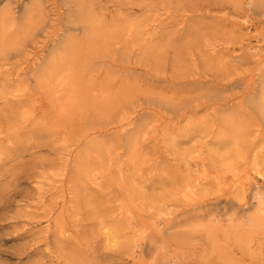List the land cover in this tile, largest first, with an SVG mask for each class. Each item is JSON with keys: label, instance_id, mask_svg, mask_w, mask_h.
<instances>
[{"label": "rangeland", "instance_id": "1", "mask_svg": "<svg viewBox=\"0 0 264 264\" xmlns=\"http://www.w3.org/2000/svg\"><path fill=\"white\" fill-rule=\"evenodd\" d=\"M4 10L0 70L21 80L0 73V264H264V221L247 222L264 198V0ZM53 29L79 41L62 103L29 74L59 55Z\"/></svg>", "mask_w": 264, "mask_h": 264}, {"label": "bare ground", "instance_id": "2", "mask_svg": "<svg viewBox=\"0 0 264 264\" xmlns=\"http://www.w3.org/2000/svg\"><path fill=\"white\" fill-rule=\"evenodd\" d=\"M37 9L39 10V7H37ZM10 14L11 13L9 10H4L0 13V56L1 52L4 51L1 48L11 47V40L12 38L16 37V35H14L15 31L13 25L17 21V18ZM262 15H264V13ZM49 36L51 37L50 50H52H48L47 54H51V56L53 57L54 54L60 52L59 55H55L53 59L50 60L48 63H45V60L43 58V62L35 64L36 67L31 69L29 71V74L34 79L40 77L41 80H43L42 82L44 85L55 88L54 90L58 92L56 99H58L62 103L64 101H68L71 98L70 96L73 90L72 73L74 68L71 56L75 55V50L78 47L77 45L79 41L71 40L67 35H65V33L59 34L57 31H55V29L52 30ZM13 69L10 68V66H7L6 71L0 70V73H2L3 76L2 79L4 82H6L5 85H7L10 81H13V83L16 84L18 81L21 80L18 78L21 73L18 70ZM38 72H40L39 75H37ZM9 95V100L16 101L18 103L23 102L29 97V94H27L26 92L11 93ZM137 116L138 115H135L130 118L123 117L125 119V122H123L119 126V129H122V131L126 130L130 125L136 122ZM120 134L121 133H119V135ZM254 169L255 172H259L257 164H254ZM194 170L197 173V175L195 176L197 182H200L206 177V174L200 173L197 168H195ZM90 181L94 184L98 183L97 178L95 177L91 178ZM183 195L188 203L189 201L191 202L194 199L193 187L186 186ZM253 196L256 198L257 209L254 215L248 217L247 219V222L251 225H255L261 222V220L264 221V198L258 186L254 187ZM170 214L171 211L169 209L165 213V215Z\"/></svg>", "mask_w": 264, "mask_h": 264}]
</instances>
